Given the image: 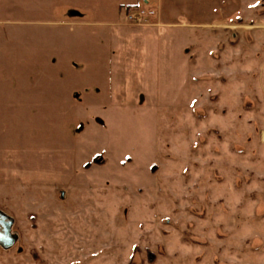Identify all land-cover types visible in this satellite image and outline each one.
Wrapping results in <instances>:
<instances>
[{
  "label": "rangeland",
  "instance_id": "374dc122",
  "mask_svg": "<svg viewBox=\"0 0 264 264\" xmlns=\"http://www.w3.org/2000/svg\"><path fill=\"white\" fill-rule=\"evenodd\" d=\"M116 1L0 32V264H264V0Z\"/></svg>",
  "mask_w": 264,
  "mask_h": 264
},
{
  "label": "crops",
  "instance_id": "0c3cea01",
  "mask_svg": "<svg viewBox=\"0 0 264 264\" xmlns=\"http://www.w3.org/2000/svg\"><path fill=\"white\" fill-rule=\"evenodd\" d=\"M149 2L156 6V8L150 9L153 11V15L155 14L160 23L165 25L172 22L184 24H190V22L192 24L212 23L216 8L225 2L230 4L233 0H149ZM59 3V0H0V32L12 29L24 30L45 24H59L62 22L58 18L61 11ZM113 5L114 9H117L124 5H130V3L125 4V2L116 1ZM5 59H7L6 55ZM0 65L8 69L7 62H1ZM1 83L0 80V100L3 95ZM9 83L12 87V82L9 81ZM8 98L9 96L5 97V99ZM22 99L18 103H22Z\"/></svg>",
  "mask_w": 264,
  "mask_h": 264
},
{
  "label": "water",
  "instance_id": "95a60500",
  "mask_svg": "<svg viewBox=\"0 0 264 264\" xmlns=\"http://www.w3.org/2000/svg\"><path fill=\"white\" fill-rule=\"evenodd\" d=\"M12 224L11 218L0 211V244L5 247H10L15 242L11 234Z\"/></svg>",
  "mask_w": 264,
  "mask_h": 264
},
{
  "label": "built area",
  "instance_id": "2783aa9c",
  "mask_svg": "<svg viewBox=\"0 0 264 264\" xmlns=\"http://www.w3.org/2000/svg\"><path fill=\"white\" fill-rule=\"evenodd\" d=\"M146 2H147V0H145ZM129 11V14H127V17L129 18V19H133V20H135V19H141V15H143L144 13H146L147 14V12H148V14H153V11L152 10H142V9H140L139 7H137V8H132V9H130V10H128ZM143 17H146V16H143Z\"/></svg>",
  "mask_w": 264,
  "mask_h": 264
},
{
  "label": "trees",
  "instance_id": "16d2710c",
  "mask_svg": "<svg viewBox=\"0 0 264 264\" xmlns=\"http://www.w3.org/2000/svg\"><path fill=\"white\" fill-rule=\"evenodd\" d=\"M137 7H139L138 4H130V5H127V6H126V9H127V10H130V9H132V8H137Z\"/></svg>",
  "mask_w": 264,
  "mask_h": 264
}]
</instances>
